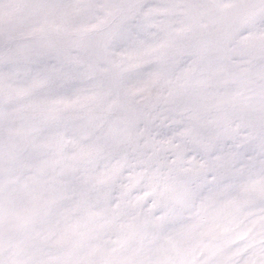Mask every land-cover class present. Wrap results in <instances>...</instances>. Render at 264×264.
Listing matches in <instances>:
<instances>
[{
	"label": "snow or ice",
	"instance_id": "1",
	"mask_svg": "<svg viewBox=\"0 0 264 264\" xmlns=\"http://www.w3.org/2000/svg\"><path fill=\"white\" fill-rule=\"evenodd\" d=\"M0 264H264V0H0Z\"/></svg>",
	"mask_w": 264,
	"mask_h": 264
}]
</instances>
